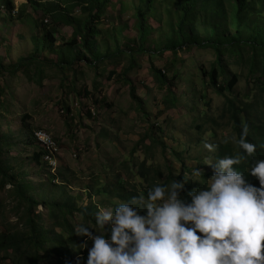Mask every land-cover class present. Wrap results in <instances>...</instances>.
Here are the masks:
<instances>
[{"label":"rangeland","instance_id":"obj_1","mask_svg":"<svg viewBox=\"0 0 264 264\" xmlns=\"http://www.w3.org/2000/svg\"><path fill=\"white\" fill-rule=\"evenodd\" d=\"M12 1L18 11L29 5L28 0ZM138 4L139 0H115L114 5L108 9L98 30L102 36L95 40V44L105 51L106 47L102 45L104 40L107 47L115 49L112 51L107 49L106 53L101 51L100 58L103 54L118 55V48L125 50V45L138 50V45L132 42L139 36L135 18V7ZM26 13L35 21L48 20L49 27L53 25L51 17L44 16L40 11L35 12L29 7ZM3 14L4 12L0 10V59L5 66L17 65L21 59H27L33 51L32 37L42 33L34 28V24L27 22L28 16L22 21L12 22L10 19H5ZM80 14L78 9L77 15ZM148 21L152 31L144 47L155 51L156 55L151 57L148 53L145 55L139 53L133 68L128 71V79L135 85L137 95L143 101L145 111L150 115L149 118L136 109L137 105L130 96V84H126L120 78L131 65L129 55L121 57L122 59L113 63L114 65L102 64L98 68V75H101L98 81L101 86L97 93L93 88L96 72L85 66H81V73L78 74L80 81L76 93L68 94V90L61 88L60 84L64 77L68 76L69 79L73 77L72 72L68 75V71L62 70L63 62H60L62 65L59 66L60 68L54 65L42 68L40 64L41 67H28L19 75L6 74L0 77V88L4 91V100L7 105L2 114L4 116L0 118V136L9 139L12 144V146L4 147L3 159L11 168V173L17 175L19 184H23L29 196L40 202L44 201L40 195H46L47 201L52 202H63L65 199L72 200L76 197L73 203L77 208H80L82 204L88 206L92 203L99 207H113L122 201L116 200L112 203V193L99 195L96 190L100 188L112 190L119 185L118 181L121 177L129 182L130 190H134V186L144 190L141 186L143 180L140 178L141 166L144 163L148 167L163 168L164 174L160 183L167 181L170 175L168 168L171 167L176 176L185 175L189 177L188 179H192L190 169L200 168V158H203L201 161L205 165L209 161L216 162L214 158L216 146L227 144L229 141L233 143V146L238 145L236 142L238 137L235 136L229 124L230 116L227 108L231 100H235L236 104L251 103L252 99L247 100L246 97L253 98L258 93L254 79H249V67L237 64V60H231L230 56H227L229 78L237 76L239 83L235 93L227 94V97L209 91L207 102L211 104V107H208L207 102L200 100L205 91L201 69L206 68L211 71L217 61L215 49L195 47L190 51L186 48L180 51L178 60L170 51L160 56L157 53L158 45L168 35L167 24H161V17L159 18L158 15L150 16ZM161 26H163L162 30ZM58 28L60 30L58 29L59 34L56 36V47L61 48L62 39H70L74 31L72 27L65 24ZM116 28L123 29L121 36L115 33ZM112 37H117L118 41L115 42ZM50 56L58 63L57 60L60 58L57 59V56L49 50H46L41 61L51 64L47 60ZM250 57L251 54L246 55V59ZM94 59L99 60L98 56ZM176 60L178 61L177 70L184 76V81H178L175 88L180 103L177 107H173L167 106V91L161 89L151 68L155 64L156 68L165 70L167 75L173 78L174 72L170 73L167 67ZM113 71L116 75L111 77ZM85 87L94 93L95 99L97 97L98 100L103 101L101 108L95 105L93 97L86 96L84 92L83 97L79 96L78 90L83 91ZM65 108L71 109V115L63 114ZM93 108L98 111L96 120L87 116L89 110ZM261 108L264 109V104ZM204 112L209 113L211 119L221 122V128L217 131L218 139L211 133L214 127L206 125L202 116ZM26 116L30 119L23 122ZM225 117L226 119L223 120ZM195 120L198 121V125L195 124ZM154 124L164 129V132L156 133L159 134L161 142H166L174 151L190 150L185 155L186 164L183 165L172 150L166 154L162 147L153 149L154 144L151 139L146 143L141 142L143 136L150 132ZM199 127L203 129L199 130ZM38 130L50 132L59 143L61 163L57 165L61 167L58 169L63 178H58L57 183L54 182L44 163L42 161L37 163L34 159V155L41 151L36 143L32 142L33 133ZM205 132H207V135L203 137L205 140L200 143L198 138ZM156 134L154 137H157ZM208 144L213 146V150L205 147ZM135 150L136 153H133ZM206 166L207 170L201 169L203 172L213 171L210 166ZM184 167L189 170H184ZM199 179L201 180V177ZM65 180H69L70 184L63 186ZM188 181L193 183V190L199 189L201 183ZM90 185L93 188H90ZM86 189L88 193L85 192ZM81 191L85 193L80 194ZM24 207L14 187L7 186L0 198V232L8 225L18 224L23 216ZM37 213H40L45 229L52 231L54 225L48 208H39ZM54 232L58 233L59 229H55ZM90 243L91 241L88 242Z\"/></svg>","mask_w":264,"mask_h":264},{"label":"trees","instance_id":"obj_2","mask_svg":"<svg viewBox=\"0 0 264 264\" xmlns=\"http://www.w3.org/2000/svg\"><path fill=\"white\" fill-rule=\"evenodd\" d=\"M114 1L28 0V7H22L18 11L15 9L12 0H0V10L4 12L5 19H10L12 22L22 21L28 16L26 13L27 8L31 7L33 11H40L44 16L51 17L53 23L49 27L50 24L46 23V20L35 21L32 16H28L27 22L31 25L34 24V28L42 34L32 37L33 51L27 59H21L17 65L5 66L0 59V77L6 74L19 75L28 67L38 68L42 66V68H48L47 66L51 65L59 67L62 66L60 62H63L62 70L64 72L68 71V75H70L69 72H72L73 77L70 79L68 76L64 77L60 84L61 88H65L66 91L68 90V94L72 92L76 93L77 86L79 85L78 74L79 72L81 73V66H85L96 72L93 79V88L95 93H97L100 91L101 86L98 81L101 77V75H98V68L100 67L98 64H113L129 55L128 58H130L131 65L120 78L126 84H130V96L137 105L136 109L149 118L150 115L145 111L144 103L137 95L135 85L128 79V71L133 68L139 53L142 55L148 53L151 57L156 55L155 51L145 49L144 43L152 31L148 24V19L150 16L158 15L159 18L161 17V24H167L166 29L168 32L166 38L158 45L159 49L157 53L160 56L166 55L170 51L178 60L180 51L186 48L192 51L195 47H199L200 49L214 48L217 53V61L214 63L211 71L206 68L201 69V79L205 90L200 97L201 102L205 103L208 101L207 93L209 91H213L223 97H227V94L233 95L235 93L239 78L237 76L229 78L226 65L227 56H230L231 60H237V64L249 67V79H254L258 93L253 98L246 97L247 100L252 99L251 103L239 102L236 104L235 100H231L227 113L230 116L229 124L238 140L243 129L247 128V140L257 145V150L254 154L247 155L239 147V144L233 146V143L229 141L227 144L216 146L214 158L215 161H218L225 156H239L241 163L234 167L245 174L248 182L259 187L258 179L250 176L249 170L254 166L256 161L264 160V109L261 108L264 104V0H139V4L135 7L136 26L139 36L136 40L132 41L138 45V50L125 45V50L118 48V55L103 54L102 58H100L101 51L106 53L107 49L109 51L115 49L107 47V43L104 40L102 41V45L106 47L105 51L98 44H95V40L102 36V33L98 31L103 23L102 20L108 9L114 5ZM78 9L81 12L80 15H77ZM62 24L72 27L74 33L70 39H62L61 48H57L56 36L60 30L58 27ZM115 30L116 34L122 35L123 29L116 28ZM112 39L115 42L118 41L117 37H112ZM46 50L55 54L57 59L60 58L57 60L58 63L51 56L48 59L46 58L51 64H45L44 61H41ZM249 54H251V57L246 59V55ZM97 56L99 60L94 59ZM177 60L167 67L170 73L174 72L175 76L173 78H170L165 70L156 68L155 64L151 68L161 89L167 91V106L171 105L173 107H177L180 103L175 88L178 85V81H184V76L177 70ZM115 75V71L111 72V77ZM83 92L86 96L95 99L94 93L88 91L87 87L83 88V91L78 90L80 97H83ZM4 96V91L0 88V118L4 116L2 114L7 108ZM94 103L101 108L103 101L98 100L96 97ZM207 104L208 107H211L210 103L207 102ZM194 110L196 111V108ZM63 111L68 116L71 115V109L65 108ZM95 111H97L96 108L90 109L87 116L90 119L96 120ZM202 116L206 121V125L214 127L211 133L213 137L218 139L219 135L217 131L221 128V122L211 119L209 113L206 112L202 113ZM28 119L30 118L26 116L23 122L28 121ZM225 119L226 117L223 120ZM197 123L198 121L195 120L196 125H198ZM198 129L202 130L203 128L199 127ZM159 131L164 132V129L157 124L152 125L150 132L143 136L141 142L146 143L147 140L151 139L154 144L153 149L162 147L166 154L169 150H172L180 162L183 165L186 164L185 155L190 150L180 149L174 151L166 142H161L159 134H156ZM34 133L32 142L38 146ZM154 134L157 137H154ZM206 135L207 132L198 138L200 143L205 140L203 137ZM140 145L142 144L140 143ZM6 146H12V144L9 142V139L0 136V198L5 188L12 185L16 190L18 199L23 202L25 207L22 213L23 216L19 219L18 224L8 225L0 232V264H76L77 256L83 258L80 264H84L88 253L87 250L84 252L85 247L82 243L84 238L77 236L75 229L81 224L95 228V213L100 208L99 205L92 203L91 205L83 206L82 204L80 208H77L76 204L73 203L76 197H73L72 200L65 199L63 202H52L47 201L46 195H40L44 199L42 203L30 197L26 193L23 184H19L17 175L11 173V168L3 159L4 147ZM45 146L52 150L51 146L55 145L49 143ZM40 150L39 153L34 155L37 163L43 162L45 154L43 149L40 148ZM133 153H136V150ZM201 160L203 158L199 160L200 168L198 169L207 170L208 167ZM168 169L170 175L167 181L160 183V179L164 174L163 168L148 167L144 163L140 170V178L143 180L141 186H143L144 190H139L138 186H134V190H130L128 187L129 182L121 177L118 181L119 185L112 190L100 188L96 192L99 195L102 193H112V203L116 200L122 202L129 201L133 196H144L146 199L148 190L154 185H167L175 179L179 182H184V177L189 178L185 175L176 176L172 167ZM183 169L186 170L188 168L184 167ZM190 172H192V169H190ZM203 173L201 180L205 184L199 185V189L204 188L206 180L210 179L213 175V171ZM51 177L56 182L58 178H63L59 171L56 176L51 174ZM69 184V180H65L63 186ZM192 184V182L187 181L185 183V190L181 193L182 199L186 202H190L188 193L193 191ZM89 187L93 188L91 185ZM85 192L88 193V190L86 189ZM85 192L81 191L80 194ZM41 205L48 208L54 225L52 231L45 229L40 213L36 214ZM115 206L113 205V207ZM55 229H59V232L55 233Z\"/></svg>","mask_w":264,"mask_h":264},{"label":"clouds","instance_id":"obj_3","mask_svg":"<svg viewBox=\"0 0 264 264\" xmlns=\"http://www.w3.org/2000/svg\"><path fill=\"white\" fill-rule=\"evenodd\" d=\"M38 132L51 135L59 148L54 166L36 141L45 152L44 165L56 176L61 168L59 143L46 130L36 131L34 138ZM247 132L244 128L236 142L252 155L257 145L248 142ZM205 147L213 150L210 144ZM240 163L239 156L209 161L213 175L204 188L188 193L190 202L181 193L188 180L205 184L198 168L192 170V179L154 185L146 199L133 196L114 208H98L95 228L81 224L75 229L88 253L84 264H264V160L249 170L259 187L234 167ZM82 259L77 256L76 264Z\"/></svg>","mask_w":264,"mask_h":264},{"label":"bare ground","instance_id":"obj_4","mask_svg":"<svg viewBox=\"0 0 264 264\" xmlns=\"http://www.w3.org/2000/svg\"><path fill=\"white\" fill-rule=\"evenodd\" d=\"M35 138L38 144L42 146L47 152L46 156H48L50 159H46V160L50 162L52 165L56 166V161L54 160V156L59 152V148L57 144L55 143V141L53 140L52 136L46 132H38L35 134ZM49 143H53L55 145V146H51L52 149H54L55 147L56 148L54 150H51L50 148L45 146L46 144H49Z\"/></svg>","mask_w":264,"mask_h":264},{"label":"built area","instance_id":"obj_5","mask_svg":"<svg viewBox=\"0 0 264 264\" xmlns=\"http://www.w3.org/2000/svg\"><path fill=\"white\" fill-rule=\"evenodd\" d=\"M46 159H50L48 156L45 157Z\"/></svg>","mask_w":264,"mask_h":264},{"label":"crops","instance_id":"obj_6","mask_svg":"<svg viewBox=\"0 0 264 264\" xmlns=\"http://www.w3.org/2000/svg\"><path fill=\"white\" fill-rule=\"evenodd\" d=\"M80 81V80H79Z\"/></svg>","mask_w":264,"mask_h":264}]
</instances>
